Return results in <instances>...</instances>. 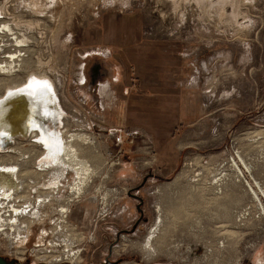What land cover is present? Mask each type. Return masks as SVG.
I'll return each instance as SVG.
<instances>
[{
	"label": "rangeland",
	"instance_id": "1",
	"mask_svg": "<svg viewBox=\"0 0 264 264\" xmlns=\"http://www.w3.org/2000/svg\"><path fill=\"white\" fill-rule=\"evenodd\" d=\"M12 54L21 56L10 62L12 72L0 71V99L32 75L50 78L64 111L58 127L96 139L97 146L81 147L96 171L68 219L62 215L55 225L70 228L56 237L71 240L65 251L80 250L75 261L57 263V240L49 232L68 189L59 198L42 197L51 200L40 204L26 246L24 241L14 248L9 242L16 234L0 233V256L13 264H264V0H0V58ZM136 62L140 68H163L159 74L168 86L153 90V99L134 105L135 112L117 93L100 107L98 84L111 80L114 68H136ZM159 122L156 132L172 135L171 145L181 147L176 171L123 185L122 172L129 176L124 165L137 160L147 168V146L155 149L151 125ZM122 123L138 134L125 143L114 173L105 164L117 147L105 129ZM19 133L7 148L25 149L27 158L12 155L29 174L11 202H35L21 191L27 177L48 171L56 180L67 173L74 181L68 167L46 164L42 173L38 160L44 147ZM234 162L243 169L241 181ZM132 165L134 174L143 172ZM198 172L197 189L192 178ZM215 175L223 176L220 194L217 184L210 185ZM15 219L20 225L22 218Z\"/></svg>",
	"mask_w": 264,
	"mask_h": 264
},
{
	"label": "bare ground",
	"instance_id": "2",
	"mask_svg": "<svg viewBox=\"0 0 264 264\" xmlns=\"http://www.w3.org/2000/svg\"><path fill=\"white\" fill-rule=\"evenodd\" d=\"M20 56L21 54H19V56L18 55L15 56L14 54H12V55H9L8 58L6 59L0 58V71L12 72L11 70L13 68L9 64L11 61H15V59H19ZM42 82H47L48 84L51 85V94L44 95L37 99H33V97L27 95L25 92L18 91V90L26 89L29 84L36 85ZM108 84H109L108 82L103 84V87H105L107 91H108V87H110V85ZM11 87L13 88L10 91L8 90L9 95L7 96V98L0 99V102H3L2 104H0V153H2L0 154V159L3 160L2 162L3 166L0 167V184L2 186L0 189L1 190L0 191V211H2L1 209L7 207L8 204L11 202V200L12 201L18 200L19 197L15 198L16 196L14 197V192H17V187L19 186L20 181L23 180L21 178H24L26 174H29L27 166H24L22 170L18 169L20 160L17 159L15 155H12V153H18L20 157H22L23 159L27 158L25 156V152H26L25 149L17 145L7 148V146L9 145L8 143H11L16 140V136H18L17 132H20L19 136L21 137H27L29 134L33 138L34 137L38 138L33 141L36 144L39 143L40 145L44 147L43 148L44 151L42 153L44 158L43 159L41 158L42 159L41 161L38 160V164L41 166L40 171H42V173L43 171H47L45 169L47 167L46 164H49L52 167L55 166L57 168L59 166L68 167L75 172L76 176L74 177L73 183L70 185L72 194L68 197L67 204H69V202L72 201L76 197L86 195L84 193V190L86 186L90 182H92L91 178L94 175V172L96 171V169L92 168L91 165H89V161L83 158V155L81 154L82 152L81 147L83 143L84 145L85 143L91 144L93 147H95V145L97 146L96 139L88 135L86 132H73V133L67 132L65 133L58 127L59 124H61L62 122V120L60 119V115L64 111L60 104L57 90L55 88V84L50 78L46 76L43 78H40L38 76L32 75L30 78H28L25 81V83H23V85L17 83L16 85L11 86ZM63 117H65V115ZM38 131L39 133H37ZM231 166L236 170L238 180L241 181L242 180L241 177L244 176L243 169L241 168L239 164L235 162L231 163ZM58 173H61V172H58ZM196 174L199 177L194 176L192 180L194 182L193 186L195 185V187L198 189L199 184L202 182L201 180L202 178L199 172ZM222 177L223 176L219 177L215 175L213 178H211V182H210V185L215 186V184H217L218 190H216L215 192L219 194L223 192L224 190L223 187L225 186L224 183L222 182L220 183V180L222 179ZM58 182L59 181L55 180V175H53V179L51 180V182H49V184L50 186L52 185V187H54L58 185ZM214 186L213 187L210 186V187L214 188ZM250 187H251V190L255 193L254 196H256V198L257 197L259 198L254 188L251 185ZM22 195L23 194L20 195L21 198H22ZM50 196L53 197V194H50ZM49 200H51V198L50 199L41 198L40 200H38L37 203L33 201V205L27 202H26L27 204L22 205L24 203H21V202L18 203L19 201H16V202H11L10 204L11 210L9 209V211H5L3 209L4 214L3 215L0 214V218H2L0 220V224L2 225V227H4L3 228L4 230L5 229L8 230L9 227H14L15 225V227L18 229V234L20 238V239H17V241H14L15 237L14 238L12 237V240H10L11 242H9L10 245L11 243H14L13 245L15 248L16 247L15 245L18 242L25 241L23 243L24 244L23 246H26V244L30 240V237L32 236L33 227L37 223V221L35 223L33 222L34 224L32 227V219H35L38 217L39 215L38 209H39L40 204L49 202ZM14 203L19 206L16 207V205H13ZM67 204L65 202L62 203L60 205L61 210L68 212L69 207L67 206ZM20 205H22V207ZM157 207H158L157 209L159 210L158 219L159 221H161L162 220L161 218L162 213L160 212L161 207L160 206H157ZM6 213L9 214L8 217L6 216L7 215ZM14 215L22 218L20 221V225H19L20 219L18 221H16V219L13 221ZM10 216H12L11 217L13 218L12 220H10L11 219L9 218ZM67 216L69 215L66 214V217ZM61 218H60V221H61ZM57 222L59 221L55 220L54 224L56 225ZM68 222L70 221L68 220ZM160 224L161 223H159V225ZM7 232L8 231L3 232V234L5 233L7 238H11L12 234L8 235L9 233ZM41 232H43L42 236L47 233L45 228H43ZM67 241L71 242V240H67ZM79 251H80L79 249H73L72 247L68 246L63 256L60 253H59L60 254L59 256H61L60 259H62L63 261H65L66 259L70 261H75L79 257V253H80ZM59 256H56V257H59ZM40 258L48 259L46 255L40 256Z\"/></svg>",
	"mask_w": 264,
	"mask_h": 264
},
{
	"label": "crops",
	"instance_id": "3",
	"mask_svg": "<svg viewBox=\"0 0 264 264\" xmlns=\"http://www.w3.org/2000/svg\"><path fill=\"white\" fill-rule=\"evenodd\" d=\"M140 40V38H139ZM137 42L138 41L137 39ZM141 44H137V48ZM144 46H141L139 49L142 50ZM136 68H114L113 70V78L110 80H106V82H109L112 87H114L115 92L117 95H119L123 102L125 103V100L129 104V108H133L134 105H142L141 101L144 99H149L151 101L153 98V90H156L158 88H163L165 86H168V84L164 83L163 76V68L160 70L159 68H140V64L136 62ZM139 66V68L137 67ZM149 67V64H146V67ZM161 73V74H159ZM161 75V78L158 76ZM138 87V88H137ZM133 91V94H128L130 96H126V91ZM142 89V91H140ZM167 89V88H165ZM167 95V94H166ZM164 96V95H163ZM162 96V97H163ZM136 107L134 106V112L136 111ZM141 110V109H140ZM136 114V113H135ZM133 111L130 109L129 116L134 119L133 117L135 115ZM137 115V114H136ZM130 118V119H131ZM131 119V120H132ZM162 127V123H156L155 125H151V134H152V141L154 145V151L147 152L148 153V161L144 162L149 163L150 166H147V168L141 167L142 163L141 161H132L129 163L130 168H127L125 165L123 166L124 171L129 170L132 171L130 174L128 172V177L125 172L124 177L122 178L124 182L123 185H130L132 182L130 179L138 180L142 177L145 178V176L150 175V178H156L157 176L161 177H169L173 175V173L177 169V159L180 155L181 147L177 144L171 145L172 135L171 138L164 136L162 133H157L156 130L160 129ZM169 141V145L168 142ZM185 145L184 142L181 143V146ZM170 154V155H169ZM146 159V157H144ZM136 167V169H143V172L138 173L132 169L133 165ZM127 165V164H126ZM129 180V181H128ZM128 189V188H127ZM130 189V188H129Z\"/></svg>",
	"mask_w": 264,
	"mask_h": 264
},
{
	"label": "built area",
	"instance_id": "4",
	"mask_svg": "<svg viewBox=\"0 0 264 264\" xmlns=\"http://www.w3.org/2000/svg\"><path fill=\"white\" fill-rule=\"evenodd\" d=\"M92 53H96V52L93 51ZM92 53L91 52H87L85 54V56L91 55ZM84 69L85 68H82V70L80 71V74H79L82 83H85L87 81V77L85 75ZM103 84L104 83H99L98 87H97V94H98V97H99V103H100L99 106L100 107H103V104L107 103L108 100H110V103H111V102H113L114 100L117 99L116 92H115V90H113L112 86L108 87V90H110V94H107L108 93L107 89H105V87H103ZM105 130L107 131L108 135L111 138H113L114 145L117 147L115 152L111 151V152L108 153V157L109 158H108L105 166L107 167V169L109 171L115 173L114 170H118V168L122 165V154H123L124 149H125L124 148L125 143L134 142L135 138L137 137L138 130L132 129L126 123L119 124L118 126L106 127ZM147 148L150 149L148 152H152L153 153L154 150L152 149V146L148 145ZM145 165L150 166L149 163H145ZM36 166H35V168H36ZM44 175H47V177H45ZM44 175H40L39 174L37 179H30L29 177H27L28 180L27 179H25L26 181L24 180L23 186L21 187V191L23 189L28 191L29 196H30L28 199H35V202L37 203L38 200H40L42 197H44L45 195H48V194L49 195L53 194L54 198H59V195H61V193L64 192L65 190H67V189H68V197L72 194V190H71L69 184L73 182V179H71L68 176L70 174L61 173L60 174V178H58L57 180L55 179L56 181H59V182H58V185H56L54 187H52V185L50 186V184H49V182H51V180L53 179L52 173L46 172ZM68 197L64 201L66 204H67ZM81 197H83V196L76 197L72 201H70L69 204H67V206L69 207V211L68 212L61 210L60 205L62 203H64V202L59 204V208H56V211H57L56 214L59 217H55L52 220V224L49 227V232H51V234L55 235V239L57 241L54 242L55 243L54 246H56V248H55V249H57L56 252H59L60 254H63V251L65 249V245H66V242H67L68 238L64 237V238L59 239L58 237H56V234H58V235L59 234H69L71 231H70V228H67V227L66 228H61L59 226H55L54 221L55 220L56 221H60V218H61L62 215H65V214L69 215V213L71 212V207H72L73 203L74 202H78ZM22 201H25V200L23 199ZM22 201H20V202H22ZM31 204L33 205V202ZM23 205H25V204H23ZM50 205H52V204H50ZM47 206H49V205H47ZM7 211H9V209ZM6 214H7L6 216L8 217L9 214L8 213H6ZM34 227H33V229H34ZM3 228L4 227H2V225L0 224V233L1 234H3V232L8 231V232H10V234H16L14 236L15 237L14 241H17V239H20L19 238V234H18V229L15 227V225H14V227H9L8 230L7 229L4 230ZM1 229H3V230H1ZM46 231H47L46 234H48V230H46ZM4 235H5V233H4ZM11 240H12V238H11ZM12 244H14V243H12ZM63 247H64V249H62ZM55 249L53 251H55ZM60 254H56V255H60ZM58 258L59 259H57V262H62L63 261L62 259H60L61 256H59Z\"/></svg>",
	"mask_w": 264,
	"mask_h": 264
},
{
	"label": "snow or ice",
	"instance_id": "5",
	"mask_svg": "<svg viewBox=\"0 0 264 264\" xmlns=\"http://www.w3.org/2000/svg\"><path fill=\"white\" fill-rule=\"evenodd\" d=\"M18 91H23L27 95L33 97V99H37L39 97H42L44 95L51 94V85L48 84L47 82H42L36 85L29 84L26 89L24 90H18ZM12 95V94H10ZM3 102H0L2 104ZM51 146V145H49Z\"/></svg>",
	"mask_w": 264,
	"mask_h": 264
},
{
	"label": "water",
	"instance_id": "6",
	"mask_svg": "<svg viewBox=\"0 0 264 264\" xmlns=\"http://www.w3.org/2000/svg\"><path fill=\"white\" fill-rule=\"evenodd\" d=\"M0 264H13L12 262H9L6 260V258L0 256Z\"/></svg>",
	"mask_w": 264,
	"mask_h": 264
},
{
	"label": "flooded vegetation",
	"instance_id": "7",
	"mask_svg": "<svg viewBox=\"0 0 264 264\" xmlns=\"http://www.w3.org/2000/svg\"><path fill=\"white\" fill-rule=\"evenodd\" d=\"M16 264H18V263H16Z\"/></svg>",
	"mask_w": 264,
	"mask_h": 264
}]
</instances>
